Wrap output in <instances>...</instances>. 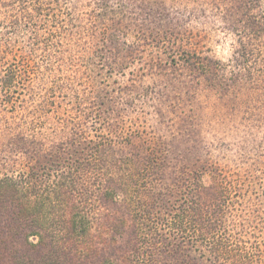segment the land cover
Segmentation results:
<instances>
[{
	"label": "rangeland",
	"instance_id": "1",
	"mask_svg": "<svg viewBox=\"0 0 264 264\" xmlns=\"http://www.w3.org/2000/svg\"><path fill=\"white\" fill-rule=\"evenodd\" d=\"M41 1L44 10L33 21L36 49L27 30L8 41L0 14V134L7 120L25 117L50 133L59 118L71 117L86 138L108 137L116 149L141 146L140 156L155 149L179 169L192 170L200 160L249 176L241 188L250 191L239 199L231 231L234 242L252 241L239 222L243 213L249 218L257 207L264 209V46L245 47L250 54L242 57L230 1L128 0L140 17L151 10L164 18L156 34L161 44L124 37L132 48L122 45L118 59L98 36L92 38L94 25L98 34L103 26L94 17L96 0ZM257 11L264 13V0ZM141 22L128 27L133 35ZM7 45L12 52L6 56ZM9 65L17 76L4 90ZM43 104L44 110L33 112ZM2 163L0 174L23 170L10 158ZM260 260L257 254L253 264Z\"/></svg>",
	"mask_w": 264,
	"mask_h": 264
},
{
	"label": "trees",
	"instance_id": "2",
	"mask_svg": "<svg viewBox=\"0 0 264 264\" xmlns=\"http://www.w3.org/2000/svg\"><path fill=\"white\" fill-rule=\"evenodd\" d=\"M229 1L231 29L246 57L245 47L264 46V13L257 11L260 0ZM96 2L94 17L103 26L98 34L94 25L92 38L98 36L115 59L122 45L132 48L127 36L138 44L146 38L161 44L156 34L164 18H156L157 11L140 17L128 0ZM41 10V0H0L8 30L3 35L11 41L27 30L36 49L33 21ZM141 18L133 35L128 27ZM152 24L157 29L148 28ZM6 48L7 56L12 51ZM9 66L1 79L4 90L17 76ZM40 107L33 112L46 105ZM26 121L7 120L0 134V170L3 158L23 168L0 174V264H253L257 254L264 264V209L257 207L249 218L243 213L239 222L252 241L234 242L231 231L239 199L250 191L241 188L249 176L200 160L192 170L179 169L155 149L140 156L141 146L116 149L108 137L86 138L71 117L59 118L50 133Z\"/></svg>",
	"mask_w": 264,
	"mask_h": 264
}]
</instances>
